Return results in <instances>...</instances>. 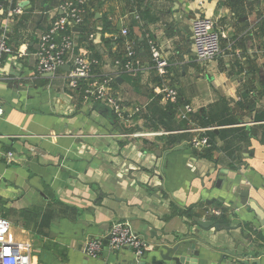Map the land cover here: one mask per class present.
I'll return each instance as SVG.
<instances>
[{
  "label": "crops",
  "instance_id": "1",
  "mask_svg": "<svg viewBox=\"0 0 264 264\" xmlns=\"http://www.w3.org/2000/svg\"><path fill=\"white\" fill-rule=\"evenodd\" d=\"M61 1L0 0V35L11 49L0 63V216L10 223V239L32 246L31 264H152L154 257L160 260V241L178 243L189 234L206 244L197 264H218L246 250L264 260V230L237 198L247 191L264 204V0L88 4L85 26L99 34L93 45L103 71L124 54L121 29L131 41L152 42L171 62L182 100L197 109L192 124L212 129L211 160L184 147L182 135L170 149L159 137L119 138L128 125L69 91L68 68L51 77L37 73L38 39L61 14ZM16 8L20 15L12 14ZM200 17L213 20L224 36L221 57L207 67L194 62L192 24ZM74 32L77 50H83L81 31ZM146 47H139L143 63L150 60ZM117 79L113 88L127 104L149 98L146 73ZM166 106H150L155 127H186ZM173 209L195 216L173 215ZM208 209H224L225 224L207 216ZM194 219L213 225L203 229ZM115 222H127L147 243L144 255L135 258L126 247L85 255V242L106 237Z\"/></svg>",
  "mask_w": 264,
  "mask_h": 264
},
{
  "label": "built area",
  "instance_id": "2",
  "mask_svg": "<svg viewBox=\"0 0 264 264\" xmlns=\"http://www.w3.org/2000/svg\"><path fill=\"white\" fill-rule=\"evenodd\" d=\"M89 0H62L59 7L61 14L54 18L37 42L34 53L36 59V71L38 74H46L68 68L64 80L66 88L72 92H78L85 102H96L108 108L115 120L128 125L125 131L121 130L117 136L124 140L154 139L167 136H185L181 142L184 147L195 151H205L212 147L208 135L211 128L196 127L191 122V115L197 113V109L182 100L180 92L172 83V64L162 57L156 46L149 42L150 60L141 62L136 57L134 43L128 40L127 29H121L120 34L125 39V51L119 58L112 60V68L109 72L102 69L100 59L92 54L91 50L84 48L77 50L73 29L85 24L88 14L87 4ZM12 14L20 15L21 9H13ZM72 30V32H71ZM99 34L91 30L87 34V41L95 43ZM223 35L215 28L213 20L200 17L192 24V43L194 47V62L202 67L215 62L222 55L221 40ZM11 54L7 45L6 35H0V63ZM239 61L244 57L237 53ZM146 73L150 77L148 88L149 98L140 105L127 104L114 90L117 78L123 76H137ZM161 102L169 105L176 111L179 119L187 123V126L175 131L165 129H153L147 116L153 103ZM209 217L221 216L218 209H208ZM10 223L0 216V264H31V249L29 243H16L9 237ZM129 248L135 258H141L147 243L135 232L127 222L113 223L106 237L89 239L85 242L84 253L87 256L96 257L104 249L116 252L121 248Z\"/></svg>",
  "mask_w": 264,
  "mask_h": 264
},
{
  "label": "water",
  "instance_id": "3",
  "mask_svg": "<svg viewBox=\"0 0 264 264\" xmlns=\"http://www.w3.org/2000/svg\"><path fill=\"white\" fill-rule=\"evenodd\" d=\"M74 31H81V29H73ZM67 70V67L64 68ZM51 77L52 73L44 74ZM118 80V79H117ZM96 109H102L106 111L109 116L111 111L102 104H95ZM203 112V110H201ZM239 199V204L242 207L249 209L255 214V220L257 221L259 227L264 230V204L259 206L258 203L249 198V192L240 191L237 194ZM197 225L203 229H207L213 225L212 221L197 220L194 219ZM205 242L199 237L193 234L185 235L182 237L178 243L170 242L169 240L160 241L159 244V261L154 257L151 261L152 264H164L166 262H173L174 264H197L195 257L199 254V250L205 247ZM171 253H176V256H171ZM261 255L254 258L250 255L249 251H244L243 253H229V258H221L218 264H264V260H261Z\"/></svg>",
  "mask_w": 264,
  "mask_h": 264
},
{
  "label": "trees",
  "instance_id": "4",
  "mask_svg": "<svg viewBox=\"0 0 264 264\" xmlns=\"http://www.w3.org/2000/svg\"><path fill=\"white\" fill-rule=\"evenodd\" d=\"M92 1L91 0H89L88 1V4L89 3H91ZM88 4H87V8H88ZM14 7V6H13ZM87 11H88V9H87ZM88 15H89V12H88V14H87V17H86V20H87V18H88ZM86 23V22H85ZM92 29H90V28H88V27H86L85 26V24L81 27V32H80V34L78 35L80 38H79V43H81L82 45L83 44H85V47L84 48H86V49H90L91 50V52H92V54L94 55V57L95 58H97V59H99V50L97 49V47L96 46H94L93 45V43H90V42H88L87 41V34L91 31ZM71 32H72V30H71ZM127 38H132L131 37V33L129 32L128 33V37ZM129 40V39H128ZM116 42H118V41H116ZM111 43H112V41H107V42H105V45H107V46H110L111 45ZM133 43H134V49L136 50V52H137V54H136V57L137 58H139V59H141V57H140V50H139V47H140V45H142V47H144V49H147V45H146V43L143 41V42H138V40H135V41H133ZM121 57V56H120ZM114 58H119V57H114ZM3 62V61H2ZM236 66L237 67H239L240 68V65H239V63L237 62L236 63ZM116 84H117V81H116ZM169 105H167L166 107H167V113H169L170 115L172 114L171 113V110H170V108H171V106H169ZM153 107V106H152ZM152 107H150V111H152ZM111 116H112V118H114V116L111 114ZM153 114L152 115H150V116H147L146 118L147 119H149V121H150V123H151V126H152V128L153 129H157L156 127H155V125H156V123H155V119H153ZM210 135H212V133L210 134ZM161 139L162 140H164V145H165V147H166V149H170V148H172L174 145H175V142H176V140H177V137L176 136H167V137H161ZM213 147H211L210 149H208V150H205L202 154H201V156H203L205 159H208V160H211L212 159V154H213ZM220 210V209H219ZM221 211V216H219L218 218V220H216V222L217 223H219V224H225L224 223V221H223V217H225V212H224V209H221L220 210ZM173 215H182V216H186V217H188V218H192L193 216H195L192 212H191V210H187V211H179V210H177V209H173Z\"/></svg>",
  "mask_w": 264,
  "mask_h": 264
}]
</instances>
